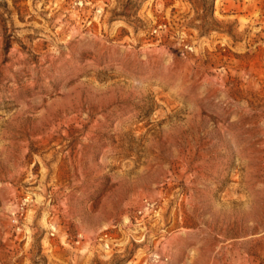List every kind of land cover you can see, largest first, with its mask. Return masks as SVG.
I'll return each instance as SVG.
<instances>
[{
	"label": "rangeland",
	"instance_id": "1",
	"mask_svg": "<svg viewBox=\"0 0 264 264\" xmlns=\"http://www.w3.org/2000/svg\"><path fill=\"white\" fill-rule=\"evenodd\" d=\"M0 264H264V0H0Z\"/></svg>",
	"mask_w": 264,
	"mask_h": 264
}]
</instances>
